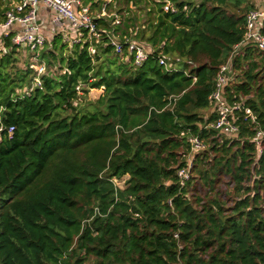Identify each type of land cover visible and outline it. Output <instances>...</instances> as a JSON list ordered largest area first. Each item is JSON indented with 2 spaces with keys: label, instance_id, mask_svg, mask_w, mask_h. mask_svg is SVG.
<instances>
[{
  "label": "trees",
  "instance_id": "trees-1",
  "mask_svg": "<svg viewBox=\"0 0 264 264\" xmlns=\"http://www.w3.org/2000/svg\"><path fill=\"white\" fill-rule=\"evenodd\" d=\"M102 2L86 0L99 10ZM167 4L175 11L165 12ZM139 6L142 28L137 14L126 18ZM108 9L114 16L97 21L99 28L143 46L150 55L143 67L106 38L94 54L74 44L64 55L68 46L57 36L43 59L58 62L62 74L49 71L27 95L35 73L19 68V47L4 39L0 264H264V138L260 154L252 142L255 126L264 131V51L235 49L255 6L114 0ZM159 53L183 64L166 72ZM228 62L225 99L249 108L256 121L239 112L233 137L205 129L216 117L209 97ZM78 87L103 91L79 108ZM194 135L208 149L192 156V178L181 187L177 171L188 165ZM126 176L118 188L114 179Z\"/></svg>",
  "mask_w": 264,
  "mask_h": 264
},
{
  "label": "built area",
  "instance_id": "built-area-1",
  "mask_svg": "<svg viewBox=\"0 0 264 264\" xmlns=\"http://www.w3.org/2000/svg\"><path fill=\"white\" fill-rule=\"evenodd\" d=\"M113 3L114 0H103L100 10L96 11L98 13L95 15L91 6L84 4V0H0L3 14V19L0 21V50L1 52H5L4 39L11 37L13 45L18 46L19 49L29 51L32 54L33 60L38 61L47 43V38L42 33L38 22V10L39 7L43 5L55 13L52 24L62 33V37L65 41L71 42L73 45L88 44L89 53L94 54L97 45L102 42L103 38H106L116 54L120 55L126 61L132 59L134 67L141 68L150 59L149 53L146 52L143 46L127 36L121 39L119 35H113L112 32L99 28V23L97 21L105 17L114 16L109 13L108 9ZM164 11L169 12L175 10L172 4H167L164 7ZM263 21L264 6L260 9L255 8L250 10L247 19L245 38L242 43L235 47L236 51L248 44H252L260 51H264V33H262ZM113 24L115 26L121 24V18L116 16ZM71 34H73L72 39L69 38ZM157 61L159 66L169 73L179 70L178 66L183 63V60L179 57L168 56L162 53L158 54ZM30 67L35 73V78L32 87L26 92L27 95H30L35 88L41 89L43 85L42 77L48 74L44 62H40V64H31ZM230 78V62H228L220 68L214 89L209 97V103L214 113H216V117L205 129L214 131L218 133V135L233 137L239 134V112H244L246 118H253L255 123L256 121L254 113L249 108L243 107L241 103L230 105L225 99L224 88L227 86ZM194 80H196V78H194ZM77 90L80 94L81 87H78ZM254 130L256 133L252 142L255 144L260 154L262 153L264 131L258 126H255ZM1 131L2 129L0 128V132ZM13 131L14 128L8 130L10 137ZM189 144L191 155L188 157V165L177 171L181 187H185L192 178V156L208 149L205 139L201 138L199 135L190 137ZM128 179L129 177L127 180ZM127 180L124 182L125 186ZM119 181H122V179H114L115 185L123 189L117 185ZM97 213H99L98 210H96V214Z\"/></svg>",
  "mask_w": 264,
  "mask_h": 264
},
{
  "label": "rangeland",
  "instance_id": "rangeland-1",
  "mask_svg": "<svg viewBox=\"0 0 264 264\" xmlns=\"http://www.w3.org/2000/svg\"><path fill=\"white\" fill-rule=\"evenodd\" d=\"M263 2H264V0H251V3L255 6L256 9L262 8V6H264V3ZM121 8L123 9V11H121V13L123 15H126V13H128V11L125 9V6L124 7H121ZM132 10H133V12H136V13H130V14H128V16L126 18L132 17L133 14H137V16L139 17L138 20H137V27H141L142 28V23L145 20H142V16H141V6L136 7V8H133ZM112 11L114 13L117 12V10L115 11V8H113V7H112ZM93 13L96 15L98 12L93 11ZM143 19H146V17L144 16ZM146 21H147V19H146ZM57 35L62 38V35L61 34H57ZM69 38L72 39V35H69ZM62 41H63V44H65V45L68 46L67 47L68 49H66V50L63 51L64 55H67L70 52V49L73 46V44L71 42L65 41L64 38H62ZM141 43H143L142 40H141ZM50 45H51V43L47 40L46 47H45L44 51L46 49H48L50 47ZM44 51L42 52V54H41L40 58L38 59V61L37 60L35 61V60H33L32 54L29 51H25V50L20 49V54H21L20 55V58H21V61L18 64L19 68L22 69V70H25L26 69V66H31V64H40V62H44L45 65H46V67H47V72L50 71V72H52V74H55V75L62 74V72L59 69L58 62H55L53 65L50 66L48 64V60L47 59H43V53H44ZM0 53H1V50H0ZM57 56H58V58L60 57V55H57ZM179 67L180 66H178V68ZM30 69L33 70L31 67H30ZM101 92H102L101 90L90 89V91L87 94L80 93L81 99H80L79 108L85 107V106L89 105L90 103L96 102L97 99L99 98V96L102 94ZM209 112H210L209 109L208 110H204V111H199V113H201L204 116H208V114H210ZM127 178H128V176L124 177V179H122V181L117 182V185L119 187H121V188L124 189L125 188L124 182H125V180H127ZM224 181L227 182L228 179H226ZM221 188L224 189V186L221 185ZM197 191L202 196H204L205 193H206L205 191L201 190L200 187L197 188ZM88 264H92V261L88 262Z\"/></svg>",
  "mask_w": 264,
  "mask_h": 264
},
{
  "label": "crops",
  "instance_id": "crops-1",
  "mask_svg": "<svg viewBox=\"0 0 264 264\" xmlns=\"http://www.w3.org/2000/svg\"><path fill=\"white\" fill-rule=\"evenodd\" d=\"M84 4L85 5H89V6L92 5L90 3L87 4L86 0H84ZM92 10L93 11H98L99 9L98 8H93ZM38 14H39L38 22H39V25L41 27V31L44 34V36L47 38V40L50 43H52L53 40L55 39V37L58 36L57 34H61L62 35V33H60L57 30V28L52 24V19L54 18L55 13L51 9L41 5L39 7ZM71 35H73V34H71ZM0 42H1V40H0Z\"/></svg>",
  "mask_w": 264,
  "mask_h": 264
}]
</instances>
